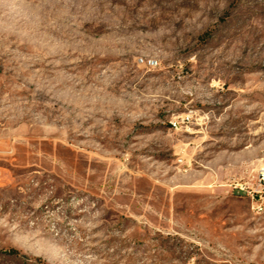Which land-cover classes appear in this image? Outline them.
<instances>
[{
    "label": "rangeland",
    "instance_id": "1",
    "mask_svg": "<svg viewBox=\"0 0 264 264\" xmlns=\"http://www.w3.org/2000/svg\"><path fill=\"white\" fill-rule=\"evenodd\" d=\"M0 264H264V0H0Z\"/></svg>",
    "mask_w": 264,
    "mask_h": 264
},
{
    "label": "trees",
    "instance_id": "2",
    "mask_svg": "<svg viewBox=\"0 0 264 264\" xmlns=\"http://www.w3.org/2000/svg\"><path fill=\"white\" fill-rule=\"evenodd\" d=\"M16 252L15 251H10L9 254H15Z\"/></svg>",
    "mask_w": 264,
    "mask_h": 264
},
{
    "label": "built area",
    "instance_id": "3",
    "mask_svg": "<svg viewBox=\"0 0 264 264\" xmlns=\"http://www.w3.org/2000/svg\"><path fill=\"white\" fill-rule=\"evenodd\" d=\"M172 126L175 128L177 125H176V123H173Z\"/></svg>",
    "mask_w": 264,
    "mask_h": 264
}]
</instances>
